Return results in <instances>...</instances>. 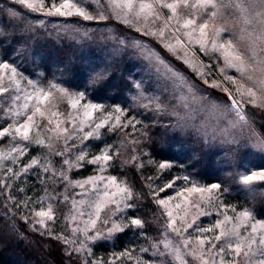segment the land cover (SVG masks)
<instances>
[{
    "label": "rangeland",
    "instance_id": "rangeland-1",
    "mask_svg": "<svg viewBox=\"0 0 264 264\" xmlns=\"http://www.w3.org/2000/svg\"><path fill=\"white\" fill-rule=\"evenodd\" d=\"M60 2L61 0H44V8L33 12L42 14L48 27L50 26L53 30L57 29L54 30L57 37L61 38V35H63L67 36V40L70 43L73 38L79 42V52L87 61L85 68L77 75L79 76L77 81L72 82L58 69L56 64L48 59H38L37 64L28 62L33 66L31 67L18 55H7L0 46V64L6 63L10 66L8 70L0 69V75L4 76L2 84L9 88L8 92L0 96V102L13 94L15 89V86L9 83L11 68L14 67L17 70V79L20 80L21 90L16 92V94L21 96V100L17 102L21 106V111H23L22 105L25 95L33 92L32 87L25 82L26 79H31L38 82L40 87L47 88L51 83H57L69 89L72 93H85L84 99L80 102L81 105L86 103L103 105V110L94 113L93 121L89 123L98 122L101 118L107 117L109 111H112L113 115L109 118V123H111L115 116L121 115L114 111L115 108L119 107L124 110V114L121 115V123L127 126L123 128L117 127L115 130L108 127L102 128L99 130V138L94 136L81 141L73 135L74 130L71 118H76V123L79 124V120L84 118L83 108L78 105L77 109H72L67 98L57 101V93L52 90L53 97L42 105L46 113L45 118L37 115L35 118L36 126L33 127L30 133V139H32L39 132L40 139L44 140L45 143L37 145L34 140L31 143L22 141L20 146L27 145V150L23 155L12 153L16 157L15 163L11 160L0 161V189L4 193L7 202L14 207L10 211L16 214L20 221L25 223L28 231L54 239H57V236H67L71 240L73 238L71 229L74 227L84 228V222L89 219V213L94 214V208L90 205L103 193L104 182L99 183L98 191L86 185V195L83 197L75 194L85 190L69 187L68 194L71 198L77 201L83 198L86 201L82 207L71 210V199L65 202L62 198L61 194L65 192V183L59 175L54 177L51 169L48 173H44L41 163L33 165L26 173L22 171V167L31 162L30 158L38 161H50L53 168H61L63 157L55 156L46 147L50 142L58 147H63L64 145L63 136H61L59 141L51 139L56 135V122H59L61 129L67 128L69 130L67 143L70 148L66 155L69 158H74L81 150L85 153V160L79 162L80 166L68 173L70 179L83 182L93 175H104L105 177L114 175L118 183L126 184L133 188L126 182L125 175L121 174V169L125 173L127 167H132L139 172V175L141 173L143 175L142 181L148 193L145 199L148 200H137L134 206L125 209L119 218L127 225H130L131 219L134 218L144 221L142 218L143 207L149 206L150 203L155 207L154 223L158 232L151 233L149 227L148 229L146 228V224L142 229L136 226H128L125 227L123 232L115 233L111 239L88 241L87 244L90 246L92 253L89 259L97 261L98 264H161L164 260L169 261V264H179V261L173 262L170 256L158 258L151 247L153 243H159L162 240L165 232H167L168 238L173 241L181 239L168 227L169 218L166 215V210L157 203L160 198L168 199L169 197H174V199H170L168 209L173 212V216L177 219V226H181L180 218L184 217L185 213H187L186 219H191L197 213L196 204H199L201 210L206 211L208 214L197 215L193 227L199 225L203 228H214L217 223L224 221V214L238 216L242 211H251L255 220L264 222V215L259 213V206L264 204V181L257 180L249 186H244L237 182L238 172L250 173L264 170V151L257 147H239L235 144L224 143L219 133L215 135L212 133L211 127L214 121L210 115L202 112L194 114V121L197 124L205 120L209 123L206 135L197 134L195 132L177 130L173 127L176 123L175 118L168 116L157 108V105H163L168 108L178 107L181 104L182 97L187 93L186 86H182V82L175 80L169 69L173 72H178L183 77V80L187 81V84L192 85L199 97H204L208 101L217 104H224L231 99L227 92L221 90L222 88L226 87L232 91L233 95H236L235 89L239 84L243 83L248 86L251 82L241 76L240 73H237L234 68L228 67L222 51L209 52V54L205 55L199 50V44L193 42L187 51V55L180 49H177L176 52H169L158 37L145 35L143 31L137 32L135 27H129L127 24L122 23L121 19L107 7L108 0H101V3L105 6L109 19L88 21L75 15H48L47 10L51 3L59 4ZM73 2L88 8L93 14L98 11L96 6L91 3V0H73ZM167 2L172 3L174 0H167ZM189 2L194 3L195 0H189ZM140 3H153V0H135L134 11H138ZM190 11L195 12L196 10L185 9L183 6L178 8V14L181 16H187ZM223 11L228 21V28L235 32V36L231 32L225 33V38L233 39L237 50L246 56H250L251 53L247 51L246 43L241 42L239 39L240 25L235 23V17L239 13L235 9H224ZM163 12L166 15H171L170 10L164 9ZM205 18L202 15L200 19ZM199 22L200 20L197 21V23ZM221 22L220 20L216 21L217 24ZM171 23L175 27V21ZM142 24L151 25L155 29L160 26V21H156L153 24L151 17H149L147 20H142ZM116 25L124 29L119 30ZM75 29H79L81 32L86 30L89 36L85 38L75 35L73 32ZM171 31L172 29H169V32L165 33V40L175 43L174 38L170 35ZM186 31L188 30L180 28L176 35L187 43V37L183 35ZM136 43L151 49L164 63L160 64L156 60L150 59L143 50L133 46ZM193 53H196L195 57H193ZM185 59L189 63H185ZM252 63L255 65L254 60ZM105 70L112 76L119 72L125 78L126 82H121L120 84L125 95L118 97L120 99H98L91 94L92 77L96 73ZM201 72L204 73L203 76ZM229 75L234 77L236 84L226 79ZM253 75H259L258 70ZM205 80L209 82L205 83ZM213 83H218L220 86L213 87ZM137 84L141 86L140 89L136 88ZM141 90L143 93L142 98L139 95ZM237 99H240V97L237 96ZM145 103L149 105L148 108L141 106ZM29 104V111H31L36 101H29ZM240 107L241 111L247 113L254 133L257 136L264 137V109L254 107L247 102L242 103ZM53 112H58L59 115L52 116L51 113ZM154 112L160 114L157 117L163 127L161 133L172 137L170 138L172 141L175 137L174 142L170 140L166 144L170 145L168 151L170 152L171 150L166 158L168 160L165 159L160 162L153 160L151 150V141L156 139L157 132L154 133V129L148 130L150 124L147 122V119L152 117ZM132 117H135V120L140 121V123L136 124L134 121L133 124L128 125L127 121ZM49 118L53 121L52 124L48 123ZM22 119L23 116L12 118L13 121ZM8 123V118L0 116V126ZM87 130L88 128L85 127V131ZM132 140H136L138 143L133 144ZM17 141H20L19 136L16 137L15 141L7 137L0 138V152L7 154ZM106 147L113 151L118 149L120 156L114 158L110 162V166H106L104 172L101 173L97 165L88 163V161L94 155H100ZM133 156L137 158L135 163L124 162ZM202 157H204L205 161L203 167L208 170L211 169V173H213L211 181L201 180L194 173V167H198V161ZM161 163L169 164L170 167L160 169L159 164ZM141 164L143 167L140 166ZM7 168H12L13 172L6 171ZM63 168L67 169V165H63ZM38 172L40 173L39 177L37 175ZM164 172L167 173L166 176H162ZM169 172L173 178H170ZM13 173H19V175L13 179ZM184 176H188L189 179L187 181L184 180ZM169 183L172 184L171 188L166 187ZM214 183L221 184L222 190L215 194L219 197V201L214 200L212 206L202 202L200 194H189L185 191L183 197L179 195L181 191L193 186V184L200 187H210ZM161 188L164 190L159 191ZM236 188L237 192L235 193ZM134 191L138 193L137 190L134 189ZM156 192H159L158 196L155 195ZM10 196H12L11 199H9ZM185 199L190 201V204H186ZM17 201L20 202L18 207L14 206ZM25 202L28 204L27 208L24 206ZM217 203L221 206L216 207ZM49 204L53 205L55 220L46 221L47 228L35 225L31 219L34 216V212L41 210V208L46 209ZM177 205H180V207H177ZM70 210L73 215H76L78 211H82L83 215L77 216V219L73 222L67 219ZM108 214L109 208H105L100 213L101 220ZM113 219H117V217H113ZM97 227H102L99 221L97 222ZM103 227L107 231L110 225ZM226 227L230 228L231 224L226 225ZM246 228L241 229L242 235H247V231L250 230H246ZM257 229L256 238L259 239L264 234V230H261L259 225ZM219 231V229H215L213 232L202 233L192 229L188 230L191 233L194 244L200 238L211 239L214 235L219 234ZM94 234L95 229L90 228L89 235ZM122 234H126V236H124L125 238L122 236L123 242L119 243L118 239L121 238ZM185 235H188V233H185ZM77 237L83 241V232H79ZM59 241L62 244V254L66 263L82 264L84 253L79 252L70 256L69 253L72 252V246L66 244L63 239H59ZM221 243H223V240ZM101 245H105L104 248L100 247ZM144 248L149 250L144 252L142 251ZM161 250H163L162 243ZM225 256L227 259L232 258L230 253H225ZM187 259L189 264H194L192 257H187ZM237 259L242 260L243 257L241 256Z\"/></svg>",
    "mask_w": 264,
    "mask_h": 264
},
{
    "label": "snow or ice",
    "instance_id": "snow-or-ice-1",
    "mask_svg": "<svg viewBox=\"0 0 264 264\" xmlns=\"http://www.w3.org/2000/svg\"><path fill=\"white\" fill-rule=\"evenodd\" d=\"M14 3L25 6L27 9L32 11H38L44 8V0H13ZM91 3L96 6L98 11L96 14L89 11L88 8L81 6L79 3H74L73 0H61L59 4L51 3V6L47 10L48 15H61L71 16L75 15L82 17L85 21L88 20H106L109 19L105 6L101 3V0H91ZM135 0H108L107 7L112 10V13L121 19L122 23L127 24L129 27H135L137 32L143 31L145 35H151L158 37L161 43L167 48L169 52H176L180 49L185 52L190 49L193 42L198 43L200 51L205 55L209 52L222 51L225 56V61L230 68H234L237 73L244 76L251 83L248 86L241 83L236 89V95L232 94L228 88H222L221 90L227 92L231 99L224 104H217L212 101H208L204 97H199L194 91L192 85L187 84V81L183 80L178 72H173L169 69L175 80L182 82V86H186L187 93L181 99V104L178 107L168 108L163 105H157L158 110L165 112L170 117H174L176 120L174 128L182 132H195L197 134H207L209 129L208 121H202L197 124L194 121V114L196 112H202L210 115L213 118L214 123L212 124L211 130L215 135L219 133L224 143H231L238 145L239 147H257L261 151H264V137L257 136L251 126L248 119L247 113L241 111V104L247 102L248 104L264 109V0H195L194 3H190L189 0H174L169 3L167 0H153V3H140L138 11H134ZM183 6L185 9H195V12L190 11L187 16H181L178 14V8ZM170 10L171 15L164 14L163 10ZM224 9H235L239 15L235 17V23L240 25V36L241 42L246 43V49L251 53L250 56H246L244 53L237 50L236 44L233 39L225 38L224 34L231 32L235 36V32L230 30L227 26L228 21L224 15ZM9 13L13 17H17L19 14L12 9H9ZM206 17L200 19L201 16ZM151 17L152 23L160 21V26L153 29L151 25L142 24V20H147ZM195 17V18H193ZM200 20L199 23L197 21ZM220 20L221 23L217 24L216 21ZM175 21V27L171 23ZM43 27V24L40 25ZM180 28L187 29L183 35L187 37V43L180 36L176 35V32ZM172 29L170 35L175 40V43L165 40V33ZM26 31L32 30V25H27ZM75 35L81 37H88L89 33L85 30L81 32L79 29L73 30ZM134 47L140 48L150 58L156 60L158 63L163 64L164 62L158 55L152 52L151 49L146 48L144 45L136 43ZM196 53H193L195 57ZM255 61V65L252 61ZM189 63L187 59L184 61ZM191 66V64H190ZM8 64H0V69L8 70ZM258 70L259 75H253ZM43 75V74H41ZM107 71L96 73L91 82L95 85L100 83L102 80L107 78ZM203 76L204 73L201 72ZM3 75H0V96H3L9 91L7 86H3L2 81ZM227 80L236 84V80L233 76L229 75L226 77ZM33 89L32 93L26 94L24 97V103L21 106L17 103L21 100V96L16 94L20 89V80L17 79L16 68H11V75L9 83L15 86L13 94L9 95L4 101L0 102V116L9 119V123L0 126V138H9L13 141L19 136L20 141L13 144L12 149L7 153L0 152V161L11 160L13 163L16 161V157L12 155L13 152L23 155L27 150V145L20 146V142L28 141L29 143L34 142L37 145L44 144V140L40 139L39 132L30 139V133L35 125V118L37 115L41 118H45V110L42 105L48 102L53 97V91L57 93V101H61L65 98L68 99L71 108L77 109L78 105L83 108V119L79 120V124L76 123V118H71L73 127V135L79 140H86L91 137L100 136V129L111 128L115 130L117 127H126L121 123V115L124 114V110L117 107L115 108L116 113L121 115L115 116L114 120L109 123V118L112 117V111L108 112V116L101 118L98 122L89 123L93 121V114L102 111L104 106L100 104L86 103L80 104L84 99L85 93L76 92L72 93L69 89L60 86L57 83H51L47 88L40 87L39 83L31 79L25 81ZM209 81L205 80V83ZM213 87H219L218 83H213ZM137 89H140L139 84L136 85ZM140 98H142V90L140 92ZM237 96L240 99H237ZM36 101V104L29 111V101ZM141 106L148 108V104H142ZM52 116L59 115L58 112L51 113ZM23 116L22 120L13 121L12 118H19ZM139 124L140 121L135 120L132 117L127 121L128 125ZM48 123L52 124L53 121L49 118ZM85 127L88 128L85 131ZM51 130V129H50ZM56 135L51 138L55 141H59L61 136L64 139L63 147H58L53 143H48L46 147L55 156L63 157L61 168L55 169L52 167L50 161H38L37 159H31L30 163L22 167L23 172H28L33 165L37 163L42 164L43 172L48 173L50 169L55 177L59 175L62 181L65 183V192L62 198L65 202L71 199V210H75L78 207H82L86 201L81 198L76 200L71 198L68 194V188H80L82 191L76 193L83 197L86 195V185L91 186L93 190H99V183L104 182L103 193L95 202L90 205L94 208V214L89 213V219L84 222L85 226L83 229L74 227L71 229L73 238L69 240L67 236L60 237L57 239H63L66 244L72 246V252L76 254L83 252L82 264H98L97 261L89 259L92 255L88 241L96 240H108L113 237L117 232H123L125 227L136 226L137 228H144L145 223L139 218L131 219L130 225L125 224L119 217L123 214L125 209L134 206L135 202L139 200L140 194L136 193L133 188L128 185L120 184L117 181L116 176L108 175H93L87 180L73 181L70 179L68 173L74 168L79 167L80 161L85 160V153L83 150L74 158H69L66 153L69 151L70 146L67 143L69 130L67 128L61 129L59 122H56L55 127ZM133 144L138 143L136 140H132ZM120 156V151H115L105 148L100 155H94L92 159L88 161L93 165H97L101 173L104 172L106 166H110V162ZM136 157L133 156L129 160L124 161L125 163H135ZM63 165H67V169L63 168ZM143 167V165H140ZM170 165L166 163L159 164L160 169L169 168ZM6 171L13 172L12 168H7ZM19 173H13V179L18 176ZM38 177L40 173H37ZM237 182L244 186L251 185L254 181H264V170L254 171L250 173H237ZM184 180H188V176L183 177ZM149 187H151L149 185ZM168 188L172 187V184H167ZM161 188L159 191H163ZM222 190V185L214 183L210 187H200L195 184L193 186L181 191L179 195L184 196L186 191L189 194H200V199L206 205L212 206L213 201H219V197L215 194ZM226 191V189H224ZM156 196L159 192L155 193ZM11 199V197H9ZM59 199V197H57ZM170 199L160 198L157 203L164 207L166 215L169 218L168 227L171 228L172 232L181 239L173 241L168 238L167 232L159 243H153L151 245L154 250V254L159 257H172V261H179V264H189L187 257H192L194 264H264V234L259 239L256 238L257 226L261 230H264V222L255 220L251 211H242L238 216H229L224 214V221L217 223L214 228H203L199 225H195L196 216L200 214H208L206 211L201 210L200 205L196 204L197 213L192 216L191 219H186L187 213L184 217H181V226H177V219L173 216V212L168 209ZM186 204H190V201L185 199ZM19 201L14 206L18 207ZM28 207L27 202L24 205ZM111 206V207H109ZM216 207L221 206L219 203ZM180 207V205H177ZM109 208V214L101 220L100 213L105 209ZM70 210L67 219L75 222L77 216H82L83 212L78 211L76 215L72 214ZM31 211V210H30ZM235 212V210L233 209ZM117 217V219H113ZM35 225H40L43 228H47L46 221L55 220L53 213V205L49 204L46 209L41 208L39 211L34 212V216L31 217ZM100 222L102 227H97V222ZM235 221V223H233ZM231 224V227L226 225ZM110 225L107 231L104 230L103 226ZM247 226V228H246ZM95 229L94 235H89V229ZM250 229L247 231V235H242L241 229ZM189 229L199 232H213L215 229H219V234L214 235L211 239L200 238L195 244L191 238ZM83 232L84 240L78 239L77 234ZM188 233V235H185ZM223 240V243L221 241ZM161 243L163 244V250H161ZM149 249L144 248L142 251L147 252ZM225 253L231 254V259H227ZM243 259H237L238 257ZM161 264H169V261L164 260Z\"/></svg>",
    "mask_w": 264,
    "mask_h": 264
},
{
    "label": "trees",
    "instance_id": "trees-1",
    "mask_svg": "<svg viewBox=\"0 0 264 264\" xmlns=\"http://www.w3.org/2000/svg\"><path fill=\"white\" fill-rule=\"evenodd\" d=\"M9 9L14 10L19 15L13 17L9 13ZM41 24H43V27L40 26ZM27 25H32L31 31L25 30ZM117 28L119 30L124 29L120 26H117ZM54 30L45 24L42 14L16 4L13 0H0V46L3 51L9 56L18 55L31 67H33L31 64H37L38 59H48L56 64L58 69L70 81H77L79 78L77 75L85 68L87 63L79 52V42L73 38L70 43L67 36L63 35L59 38L55 35ZM121 82L125 83L126 81L119 72L115 73L114 76L108 74L107 78L100 83L92 84L91 94L98 99H120L118 97L125 95L123 88L120 87ZM159 115V113L154 112L153 116L147 119L148 124H150L148 130L154 129V133L157 132L156 139L151 141L152 156L156 162L165 160L170 154L171 150L168 151L170 145L166 144L172 138L169 135L165 136V133H161L163 127L157 117ZM174 140L175 137L171 141L174 142ZM198 162V167H194V173L201 180L211 181L213 173H211V169L208 170L203 167L204 157L200 158ZM125 171L127 174L123 173L121 169V174L125 175L126 182L140 194V200H148L145 199L148 193L142 181V173L139 175V172L132 167H127ZM170 172L172 173V171ZM170 172L168 175L173 178ZM166 174L164 172L162 176H166ZM236 192L237 188L235 189ZM13 208L0 189V264H67L62 254L60 241L28 231L25 223L10 211ZM154 211L155 207L152 203L142 209V218L146 222V228L149 227L151 233L158 232L154 223L156 214V211L155 214ZM259 213L264 215V204L259 206ZM122 236L124 237L126 234L120 236L119 243L123 242ZM104 246L101 245L100 247L104 248Z\"/></svg>",
    "mask_w": 264,
    "mask_h": 264
}]
</instances>
